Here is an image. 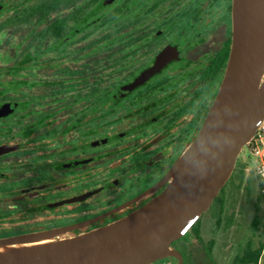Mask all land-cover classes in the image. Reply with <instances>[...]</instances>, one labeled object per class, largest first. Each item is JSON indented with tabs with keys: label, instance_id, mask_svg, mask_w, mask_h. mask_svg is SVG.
Wrapping results in <instances>:
<instances>
[{
	"label": "flooded vegetation",
	"instance_id": "flooded-vegetation-1",
	"mask_svg": "<svg viewBox=\"0 0 264 264\" xmlns=\"http://www.w3.org/2000/svg\"><path fill=\"white\" fill-rule=\"evenodd\" d=\"M232 42L233 0H0V240L76 237L160 194ZM249 164L238 158L231 186L173 243L182 264H222L215 247L244 227L236 252L256 246L263 194Z\"/></svg>",
	"mask_w": 264,
	"mask_h": 264
},
{
	"label": "water",
	"instance_id": "water-1",
	"mask_svg": "<svg viewBox=\"0 0 264 264\" xmlns=\"http://www.w3.org/2000/svg\"><path fill=\"white\" fill-rule=\"evenodd\" d=\"M264 122V0H233V42L199 133L169 171L168 185L129 216L76 237L71 229L0 240V264H153L208 211ZM80 228V227H77ZM73 230V229H72Z\"/></svg>",
	"mask_w": 264,
	"mask_h": 264
},
{
	"label": "rangeland",
	"instance_id": "rangeland-1",
	"mask_svg": "<svg viewBox=\"0 0 264 264\" xmlns=\"http://www.w3.org/2000/svg\"><path fill=\"white\" fill-rule=\"evenodd\" d=\"M239 160H246L249 161L250 163L253 164L254 161V157L249 153V150L247 147H245L243 149V151L241 152L240 156H239ZM231 186V181L229 183H227V187L229 188ZM231 188L229 189L228 194L230 193ZM231 194V193H230ZM258 205H259V209H260V214L262 217H264V196H258ZM255 206V203H254ZM249 208H251V206L249 205ZM247 223L251 220V219H247ZM232 231V230H231ZM245 230L244 227V232H242L243 234H241V236H238V238L240 239L238 241V238L235 240L234 237L232 236V232H226L224 235V240L221 239V242L219 241V244L215 247V251H214V255L216 256L217 261H220L222 264H229V260L233 259L235 256H237L238 254H240V250L238 252H236V244H239L238 242H244V240L246 239L247 235L246 234H250L251 232ZM206 236V235H205ZM216 236V235H215ZM256 247H258V243H261V241H264V238L261 237L262 234H256ZM188 237V235L186 236ZM208 236H206L207 238ZM220 237V236H219ZM237 237V236H236ZM241 237V238H240ZM261 237V239H260ZM221 238V237H220ZM197 248H199V246H196ZM260 264H264V250L260 259Z\"/></svg>",
	"mask_w": 264,
	"mask_h": 264
},
{
	"label": "built area",
	"instance_id": "built-area-1",
	"mask_svg": "<svg viewBox=\"0 0 264 264\" xmlns=\"http://www.w3.org/2000/svg\"><path fill=\"white\" fill-rule=\"evenodd\" d=\"M247 148L254 157L253 164H249L248 170L258 176L261 182L260 191L264 195V122L260 124Z\"/></svg>",
	"mask_w": 264,
	"mask_h": 264
},
{
	"label": "trees",
	"instance_id": "trees-1",
	"mask_svg": "<svg viewBox=\"0 0 264 264\" xmlns=\"http://www.w3.org/2000/svg\"><path fill=\"white\" fill-rule=\"evenodd\" d=\"M255 208H256L257 213L255 216V219L253 220V225H254L253 232H254V236L257 237L256 234L258 233L260 234L261 221L258 215L259 205L255 204ZM263 250H264V241L263 242L261 241L258 247L256 246L253 247V245L247 246L241 254H239L238 256L234 258L232 264H260V259H261Z\"/></svg>",
	"mask_w": 264,
	"mask_h": 264
}]
</instances>
